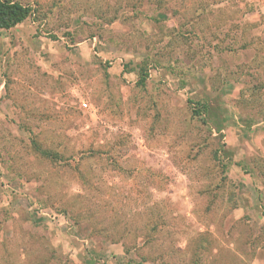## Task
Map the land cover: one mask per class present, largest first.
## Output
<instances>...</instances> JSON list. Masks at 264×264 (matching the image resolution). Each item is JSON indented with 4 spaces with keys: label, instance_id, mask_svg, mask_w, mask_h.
Wrapping results in <instances>:
<instances>
[{
    "label": "rangeland",
    "instance_id": "1",
    "mask_svg": "<svg viewBox=\"0 0 264 264\" xmlns=\"http://www.w3.org/2000/svg\"><path fill=\"white\" fill-rule=\"evenodd\" d=\"M13 1L0 264H264V0Z\"/></svg>",
    "mask_w": 264,
    "mask_h": 264
},
{
    "label": "trees",
    "instance_id": "2",
    "mask_svg": "<svg viewBox=\"0 0 264 264\" xmlns=\"http://www.w3.org/2000/svg\"><path fill=\"white\" fill-rule=\"evenodd\" d=\"M34 12L29 5L13 0H0V30H9L21 24L34 16Z\"/></svg>",
    "mask_w": 264,
    "mask_h": 264
}]
</instances>
